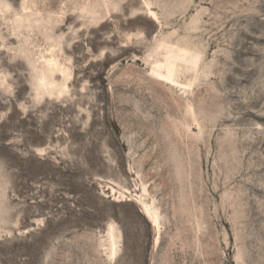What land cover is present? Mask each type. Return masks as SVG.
Instances as JSON below:
<instances>
[{
  "label": "rangeland",
  "instance_id": "obj_1",
  "mask_svg": "<svg viewBox=\"0 0 264 264\" xmlns=\"http://www.w3.org/2000/svg\"><path fill=\"white\" fill-rule=\"evenodd\" d=\"M0 264H264V0H0Z\"/></svg>",
  "mask_w": 264,
  "mask_h": 264
}]
</instances>
